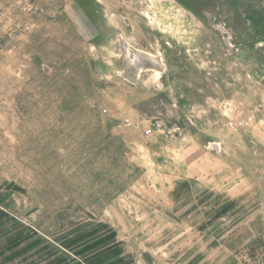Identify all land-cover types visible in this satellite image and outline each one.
<instances>
[{"label": "rangeland", "instance_id": "rangeland-1", "mask_svg": "<svg viewBox=\"0 0 264 264\" xmlns=\"http://www.w3.org/2000/svg\"><path fill=\"white\" fill-rule=\"evenodd\" d=\"M0 264H264V0H0Z\"/></svg>", "mask_w": 264, "mask_h": 264}, {"label": "built area", "instance_id": "built-area-1", "mask_svg": "<svg viewBox=\"0 0 264 264\" xmlns=\"http://www.w3.org/2000/svg\"><path fill=\"white\" fill-rule=\"evenodd\" d=\"M146 132H147V134H151V133H152V130L149 129V130H147Z\"/></svg>", "mask_w": 264, "mask_h": 264}, {"label": "bare ground", "instance_id": "bare-ground-1", "mask_svg": "<svg viewBox=\"0 0 264 264\" xmlns=\"http://www.w3.org/2000/svg\"><path fill=\"white\" fill-rule=\"evenodd\" d=\"M138 54V53H137ZM125 56H126V54H125Z\"/></svg>", "mask_w": 264, "mask_h": 264}]
</instances>
